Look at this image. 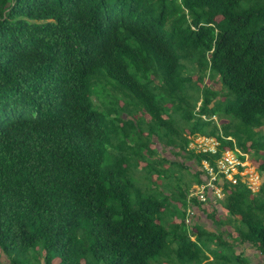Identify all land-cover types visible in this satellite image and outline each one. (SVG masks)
Returning <instances> with one entry per match:
<instances>
[{"label":"trees","instance_id":"16d2710c","mask_svg":"<svg viewBox=\"0 0 264 264\" xmlns=\"http://www.w3.org/2000/svg\"><path fill=\"white\" fill-rule=\"evenodd\" d=\"M216 76L220 91L206 84ZM105 77L153 121L163 120L155 85L173 94L192 82L202 97L189 135L216 138L218 153L189 150V135L167 145L201 168L252 150L264 173V0H0V251L11 264H153L177 244L180 261L213 264V233L190 234L187 210L167 227L166 202L140 191L133 203L128 167L101 168L92 89ZM237 178L221 206L237 240L264 255V181L254 193Z\"/></svg>","mask_w":264,"mask_h":264},{"label":"rangeland","instance_id":"374dc122","mask_svg":"<svg viewBox=\"0 0 264 264\" xmlns=\"http://www.w3.org/2000/svg\"><path fill=\"white\" fill-rule=\"evenodd\" d=\"M192 74V79L198 81V75L195 74V71ZM98 80H100L99 83L92 89V93H94L92 100L98 111L102 113L100 130L102 131L103 140H100L99 144L103 147L106 157L101 168L103 171H123L128 167L126 177L135 185L133 203H136L140 191L145 197H155L163 200L167 204L164 224L170 227L169 225H172L175 217L183 218V211L186 212L187 209L178 208L180 203L183 205L181 199L194 183L198 184L200 176L191 171L193 168L196 170L195 159L188 155L184 158L185 153L181 150V156L174 157L175 152L173 148L167 145L166 141L173 138L178 143H183L187 136L191 134L193 126L198 121L196 114L198 109L195 110V113L192 112L190 110L191 104H194L196 99L201 98L202 95L198 92V89L192 88V82L187 84L186 91L178 90L173 94H169L155 85L154 95L161 108L160 115L163 120L153 121V117L144 111L143 105L139 104L138 100L124 90L118 82L108 77ZM157 83L160 82L157 81ZM206 84L211 85L217 91L222 88L217 76L214 81L207 79ZM192 113L196 116L194 117ZM116 116H119V119H116ZM190 116L191 118L194 117L193 121L189 120ZM213 119L217 120L218 127H222L227 123V120H221L218 116ZM238 125H241V123ZM237 128L240 130L245 129L244 126H236V130ZM262 129L264 130V127ZM188 139L191 141L190 138ZM190 147L192 148V146L189 145V150H191ZM249 151L246 154L248 162H246L244 168L246 175L244 182L248 187L250 186L255 192H258L261 182L264 181V173L261 174L258 170L263 160L257 159L254 156V151ZM169 157L176 163L170 162ZM193 190V187H191V192ZM120 217V215H116V219H120ZM186 229L188 228L186 227ZM169 230L172 233L170 239L175 242L173 236L176 232ZM210 238L213 240L211 249L215 248L214 250H216V260L214 261L212 255L209 258L213 264L251 263L245 255L238 258L235 254L237 249L234 248V251L231 248L232 245L226 247L222 245L223 248H218V235L212 234ZM176 247L177 244H173L172 249H166L163 255L152 259L151 263L190 264L186 261H180L175 256L173 251ZM238 248V251H240L241 248ZM34 254L35 252H32L31 256H34ZM220 254L225 256L226 260H218ZM255 262V264H264V258L259 256L255 258ZM0 264H11L8 257L1 251ZM54 264H59V261H55Z\"/></svg>","mask_w":264,"mask_h":264},{"label":"built area","instance_id":"2783aa9c","mask_svg":"<svg viewBox=\"0 0 264 264\" xmlns=\"http://www.w3.org/2000/svg\"><path fill=\"white\" fill-rule=\"evenodd\" d=\"M190 136V135H189ZM190 147L191 150H195L198 153H218V141L214 137H204V136H191ZM225 151L220 159H216L215 166H210L207 162H202V170H204L206 180L202 182L201 185H196L193 187V192L190 194L189 200L196 198L198 201L208 207L217 203L218 200L225 198L226 193L223 185L226 182L231 185L237 183V176L241 177L244 181L246 176L244 173V168L247 162L246 154H242L240 151ZM245 157L242 161L239 159L238 155ZM251 185V184H249ZM252 191L255 190L252 187H248ZM225 195V196H224ZM194 211L192 207L187 210L186 223L190 226L193 224Z\"/></svg>","mask_w":264,"mask_h":264},{"label":"crops","instance_id":"0c3cea01","mask_svg":"<svg viewBox=\"0 0 264 264\" xmlns=\"http://www.w3.org/2000/svg\"><path fill=\"white\" fill-rule=\"evenodd\" d=\"M171 148H173L175 152V155H173L174 157H177L178 155H180V150H181L180 148H175V147H171ZM186 156L187 154L185 153L184 158H186ZM169 159H170V162L176 163V161H173L171 157H169ZM247 162H248V159H247ZM194 163H196V160L194 161ZM191 171L193 173L200 171L202 173V175L200 176L201 181L204 182L206 180V176L203 173L201 166H197L196 170L193 168L191 169ZM196 185L198 184L194 183L191 187H194ZM191 187H190V190H191ZM227 193H230V191ZM221 201L222 199L218 200L217 203H215L214 205L210 207L200 203L198 199H197V202H193L192 209L194 211V216H193V224L191 227H189L190 234L196 233L195 235H197L198 229L203 228L208 233L216 234L218 235V237L222 236L225 243H227L228 245H232L231 248L237 249L236 250L237 252H235V254L238 256V258L241 257L242 255H245L246 258L251 262L250 264H255L256 263L255 258H258L259 256L264 258V255H262L251 244L247 242L243 243L237 240L238 234L236 233V228L238 225H236L237 223L235 224V221H229L228 219L229 217L226 213V210H224V208L221 206ZM178 208L184 209L185 207L180 203ZM183 215L185 216V211H183ZM182 220L183 218L175 217L172 224L180 225L182 223ZM195 238L196 237H192V241H195ZM212 246L213 245L211 244L209 247L212 248ZM238 247L241 248L240 251H238L239 249ZM214 252H216V250H214ZM209 258H210V255H209ZM208 261H211V260H208Z\"/></svg>","mask_w":264,"mask_h":264}]
</instances>
